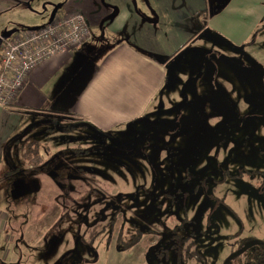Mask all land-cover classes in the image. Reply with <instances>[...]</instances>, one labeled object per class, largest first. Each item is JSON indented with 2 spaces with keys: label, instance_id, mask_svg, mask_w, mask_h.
<instances>
[{
  "label": "rangeland",
  "instance_id": "1",
  "mask_svg": "<svg viewBox=\"0 0 264 264\" xmlns=\"http://www.w3.org/2000/svg\"><path fill=\"white\" fill-rule=\"evenodd\" d=\"M207 1L218 30L168 61L155 116L109 140L88 128L48 137L37 127L44 162L54 159L40 172L23 162L21 173L0 180V264L253 258L264 243V77L256 74L264 72V0ZM54 3L9 7L0 31L47 24ZM78 146L90 152L73 155ZM24 148L13 152V167Z\"/></svg>",
  "mask_w": 264,
  "mask_h": 264
},
{
  "label": "crops",
  "instance_id": "2",
  "mask_svg": "<svg viewBox=\"0 0 264 264\" xmlns=\"http://www.w3.org/2000/svg\"><path fill=\"white\" fill-rule=\"evenodd\" d=\"M32 1L0 0V14ZM52 6L55 8L47 21L61 12L82 13L92 38L80 50L59 54L37 67L15 108L0 106V169L5 156L10 162L15 159L13 152L18 148H9L11 138L22 132L24 140L38 139L41 133L37 127H52L59 119L55 115H76L77 120L89 122L115 139L119 130L120 135H126L129 126L156 115L168 91V61L172 60L168 58L177 56L203 32L197 14H208L204 36L209 29L211 33L218 30L217 15L209 9L207 0H55ZM39 26L11 23L6 31ZM154 56L163 64L154 61ZM95 57L99 61L95 62ZM78 83L82 86L77 91ZM47 118L50 124L43 123ZM73 164L83 166L84 161L75 160ZM142 168L150 170L149 166Z\"/></svg>",
  "mask_w": 264,
  "mask_h": 264
},
{
  "label": "built area",
  "instance_id": "3",
  "mask_svg": "<svg viewBox=\"0 0 264 264\" xmlns=\"http://www.w3.org/2000/svg\"><path fill=\"white\" fill-rule=\"evenodd\" d=\"M91 38V29L84 14L61 12L45 25L18 30L3 40L0 106L9 108L16 104L37 67L59 54L80 50Z\"/></svg>",
  "mask_w": 264,
  "mask_h": 264
},
{
  "label": "trees",
  "instance_id": "4",
  "mask_svg": "<svg viewBox=\"0 0 264 264\" xmlns=\"http://www.w3.org/2000/svg\"><path fill=\"white\" fill-rule=\"evenodd\" d=\"M196 17H197L198 21L201 23L202 31H203L202 33L206 34L207 33L206 18L208 17V14L206 12H204V13L197 14ZM20 30H22V29H20ZM258 31L256 33H258ZM1 52H2V47L0 45V66H1ZM175 57L176 56L174 55V56H172V58H168V59H175ZM151 58L154 61L157 60L158 62H160L155 56L151 57ZM160 63L163 64V62H160ZM169 78H170V75H169ZM192 99H194V98H192ZM194 107L196 109L195 104H194ZM11 108H15V106H11L7 109L9 110ZM31 113H32V115L34 114V112H31ZM39 115L40 114H37L38 117H39ZM55 117L59 118V119H55L56 122H53L52 127H46V129L44 130V132L46 133L45 136L50 137V132L54 133L55 131H59V130H61L63 134L70 135L72 133L78 132L80 130V128H88V129L95 131L97 133L98 137L101 136L103 139H108V140H109V138H112V136L110 134L100 132L99 130L94 128L89 122H86L82 119L75 120L78 117L76 115H74L75 118H70V117H68V115L67 116L66 115H62V116H56L55 115ZM49 120H51V119L47 118L46 120H43V123L50 124L51 122ZM59 120H61V121L62 120H70V121L66 125H61V123H60L61 121L59 122ZM33 126H34L33 128L37 127V126H35V124ZM21 133H20V135H17V136H14L13 138H11V140L8 143L9 148H11L13 146L20 148L21 144H23V146L25 147L23 152H22V155L20 157V160H18L19 163H21V164L18 163V165L13 167L11 165L10 160L8 159V156H5V159L3 160V164L5 166L7 165L8 168L10 167V169H8V171H6L5 173H2L1 178H3L4 180H8L9 178H12L14 175L21 173L23 171V169H22L23 162L25 164L29 165V167L36 168L33 171H39L40 172V171H42L41 170L42 168L43 169L46 168L47 165L50 164L51 161L54 159V158L53 159L51 158V161L44 162L42 155H41L42 154L41 152H42V150L47 151V145H46V147L43 145H40L39 139H35V138H33L32 140L31 139L24 140L23 137H21V135H22ZM24 133H23V135H24ZM22 139H23V141H22ZM79 147H81V146L73 148L72 150L70 148L69 149L71 150L73 155H78V156L85 155V154H88L90 152L89 149L79 148ZM93 150L94 151H92V152L96 151L95 149H93ZM16 156L17 155L15 154V158H16ZM81 197H85V195L83 194ZM246 263L247 264H264V243L260 245L259 249H256L254 251L253 258Z\"/></svg>",
  "mask_w": 264,
  "mask_h": 264
},
{
  "label": "water",
  "instance_id": "5",
  "mask_svg": "<svg viewBox=\"0 0 264 264\" xmlns=\"http://www.w3.org/2000/svg\"><path fill=\"white\" fill-rule=\"evenodd\" d=\"M17 32L16 29H13V30H9V31H6L2 34V37L0 38V45L2 43L3 40H7L9 37H11L13 34H15ZM256 74L260 77H264V72H261V71H256ZM255 243V242H254Z\"/></svg>",
  "mask_w": 264,
  "mask_h": 264
},
{
  "label": "flooded vegetation",
  "instance_id": "6",
  "mask_svg": "<svg viewBox=\"0 0 264 264\" xmlns=\"http://www.w3.org/2000/svg\"><path fill=\"white\" fill-rule=\"evenodd\" d=\"M261 245V244H260ZM248 262V261H247Z\"/></svg>",
  "mask_w": 264,
  "mask_h": 264
}]
</instances>
